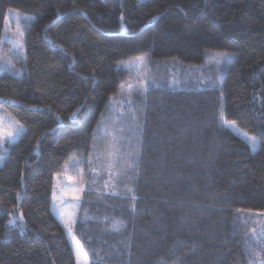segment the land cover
I'll use <instances>...</instances> for the list:
<instances>
[{"label":"trees","instance_id":"1","mask_svg":"<svg viewBox=\"0 0 264 264\" xmlns=\"http://www.w3.org/2000/svg\"><path fill=\"white\" fill-rule=\"evenodd\" d=\"M139 56L144 93L116 99ZM0 113L22 128L0 151V264H76L69 235L87 264L264 256V0H0ZM71 159L68 234L50 204Z\"/></svg>","mask_w":264,"mask_h":264},{"label":"rangeland","instance_id":"2","mask_svg":"<svg viewBox=\"0 0 264 264\" xmlns=\"http://www.w3.org/2000/svg\"><path fill=\"white\" fill-rule=\"evenodd\" d=\"M22 16L25 17L24 15ZM12 20L14 21L13 29H8L7 27H5L1 39L6 44L19 50L21 48V34L18 30V16L13 15ZM122 67L130 72L133 75L134 79L133 81L129 82L126 85H123L120 88L118 94L116 95V99L130 101L134 96L142 95L145 91L147 61L144 56H139L132 60L124 62V64H122ZM224 126L230 131L234 132L238 137H240L248 145L252 152L256 150L257 140L255 139L254 145L250 140V138L254 137H251L240 131L232 122L224 121ZM21 132L22 128L19 124L0 113L1 152H5V150L19 137ZM2 158L3 154H0V163ZM81 162V160H69L64 165L62 171L54 177V185L52 188V202L50 204V210L61 225L62 229L68 234L73 227L78 201L83 190V181L81 179H75L76 176H80L82 174ZM252 218L251 220L254 224L250 221L253 226L250 235L253 239H258L259 241L263 242L264 215L256 214ZM69 241L75 256L76 264H87V258L84 252L82 251L81 247L75 243L76 241L70 235ZM262 253L263 251L261 250V252L254 256L253 264H264V256L261 257L260 255Z\"/></svg>","mask_w":264,"mask_h":264},{"label":"snow or ice","instance_id":"3","mask_svg":"<svg viewBox=\"0 0 264 264\" xmlns=\"http://www.w3.org/2000/svg\"><path fill=\"white\" fill-rule=\"evenodd\" d=\"M25 19H27V17H25ZM153 19H154V20H158L159 18H158V17H154ZM141 94H142V93H141ZM250 140H251V143L254 145V144H255V138H250ZM132 167H133V164L129 163V164H128V168L130 169V168H132ZM128 191L131 192L132 190L129 189ZM77 198H78V197H77ZM132 199L135 200L136 197L133 196ZM69 230H70V229H69ZM75 243L79 246V241H76Z\"/></svg>","mask_w":264,"mask_h":264}]
</instances>
